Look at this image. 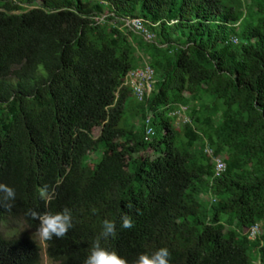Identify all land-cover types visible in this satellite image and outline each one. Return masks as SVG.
<instances>
[{
	"label": "trees",
	"instance_id": "trees-1",
	"mask_svg": "<svg viewBox=\"0 0 264 264\" xmlns=\"http://www.w3.org/2000/svg\"><path fill=\"white\" fill-rule=\"evenodd\" d=\"M3 222L57 264H264V0H0Z\"/></svg>",
	"mask_w": 264,
	"mask_h": 264
},
{
	"label": "built area",
	"instance_id": "built-area-1",
	"mask_svg": "<svg viewBox=\"0 0 264 264\" xmlns=\"http://www.w3.org/2000/svg\"><path fill=\"white\" fill-rule=\"evenodd\" d=\"M123 25L126 26L128 29L134 31L135 33L142 35L143 38L147 41L154 40V36L147 31L141 19H125ZM233 41L236 42V39H233ZM153 81V69L146 62L142 61L137 67L127 72L123 84L129 86L137 100H141L145 95L150 92ZM180 120H182V122H187L188 118L181 114ZM152 133V130L150 128H147L145 132V138H148V136ZM205 151L211 154L209 149L205 148ZM213 161L214 174L219 175L222 171H224L225 163L222 157L220 156H213ZM258 233H260V225L256 223L249 228L248 237L254 238Z\"/></svg>",
	"mask_w": 264,
	"mask_h": 264
},
{
	"label": "rangeland",
	"instance_id": "rangeland-1",
	"mask_svg": "<svg viewBox=\"0 0 264 264\" xmlns=\"http://www.w3.org/2000/svg\"><path fill=\"white\" fill-rule=\"evenodd\" d=\"M98 131H99L98 127L93 129L94 135H97ZM0 226H1L0 229L2 228L4 231L2 229L1 230L9 236L14 231L16 235L26 233L27 235L32 237L39 244L41 248V257H40L39 264H57V262L48 258V256L45 253V244H44V238H43L44 227L41 230L34 231V230H30L22 222H16V224L14 223L12 225H9L8 222H3L1 223Z\"/></svg>",
	"mask_w": 264,
	"mask_h": 264
},
{
	"label": "clouds",
	"instance_id": "clouds-1",
	"mask_svg": "<svg viewBox=\"0 0 264 264\" xmlns=\"http://www.w3.org/2000/svg\"><path fill=\"white\" fill-rule=\"evenodd\" d=\"M44 244H45V241H44ZM41 250V249H40ZM45 253H46V251H45ZM41 257V256H40Z\"/></svg>",
	"mask_w": 264,
	"mask_h": 264
}]
</instances>
